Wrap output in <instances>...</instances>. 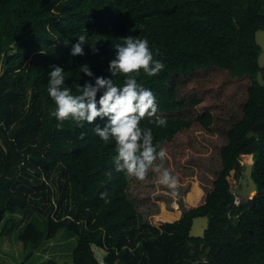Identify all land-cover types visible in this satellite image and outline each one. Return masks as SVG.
Listing matches in <instances>:
<instances>
[{"label": "trees", "instance_id": "trees-1", "mask_svg": "<svg viewBox=\"0 0 264 264\" xmlns=\"http://www.w3.org/2000/svg\"><path fill=\"white\" fill-rule=\"evenodd\" d=\"M257 28L264 0H0V221L27 208L40 214L44 230L29 220L18 232L34 248L67 228L77 235L73 264H264V126L246 137L264 121ZM81 34L85 55L73 57ZM130 34L147 38L166 65L138 82L167 126L144 119L141 127L166 149L156 164L177 177L178 196L152 170L145 181L117 172L115 142L93 125L58 128L50 116L51 66L77 94L76 85L110 75L115 45ZM241 154L252 155L256 193L236 202L227 175L240 177ZM203 214L205 236L190 237L192 217Z\"/></svg>", "mask_w": 264, "mask_h": 264}, {"label": "clouds", "instance_id": "clouds-1", "mask_svg": "<svg viewBox=\"0 0 264 264\" xmlns=\"http://www.w3.org/2000/svg\"><path fill=\"white\" fill-rule=\"evenodd\" d=\"M85 44L88 45V37L81 34L72 45L70 55L84 56ZM89 47L94 54L99 51L95 44ZM114 49L115 57L108 62L107 68L110 75L96 76L94 83L86 81L83 86L76 85L77 94H73L72 87L66 86L64 69L59 65L51 66L47 92L55 110L50 112V116L56 118L58 128L68 120L79 127L85 123L93 125V131L101 141L115 142L112 159L117 172L145 181L149 170H152L159 174V183L169 188L173 196H178L177 177L162 164H156L157 160L167 158L166 149L153 143L152 128L141 127L144 119H149L158 128L167 126L166 117L158 115L155 94L138 82L141 72L149 78L155 77L164 71L166 65L154 58L147 38L130 34ZM81 69L85 76H93L88 64L81 65ZM116 76L123 77L121 84L112 79ZM97 120L104 121L103 126ZM106 196V192L100 194L101 199H106Z\"/></svg>", "mask_w": 264, "mask_h": 264}, {"label": "rangeland", "instance_id": "rangeland-1", "mask_svg": "<svg viewBox=\"0 0 264 264\" xmlns=\"http://www.w3.org/2000/svg\"><path fill=\"white\" fill-rule=\"evenodd\" d=\"M250 156L239 157V164L243 167L245 160L251 161ZM239 178L235 177V170L230 172V183L235 185ZM240 198L236 196L235 201ZM35 222L42 230L45 228V218L33 212L32 209L6 213L0 221V264H40L47 259H55L59 264H73L71 250L77 238L76 234L62 227L55 236L44 239L34 248L31 242L19 238V229L27 221Z\"/></svg>", "mask_w": 264, "mask_h": 264}, {"label": "water", "instance_id": "water-1", "mask_svg": "<svg viewBox=\"0 0 264 264\" xmlns=\"http://www.w3.org/2000/svg\"><path fill=\"white\" fill-rule=\"evenodd\" d=\"M254 40L256 44L259 46L260 51L257 56V63L259 66V69L256 73L257 81L260 85L264 84V77L262 73V68L264 67V28H257L254 31ZM264 126V121H260L253 125L252 129H250L246 133V137H251L252 135H256V130L260 129ZM242 155H248L252 156L251 154H241ZM253 159L251 158V161L246 160L243 165L242 173L238 179V183L233 185L230 183V173L227 175V179L229 181V187L228 190L232 193H234L236 196H238L243 201H248L250 198L253 197V195L256 193V183L252 177V171H253ZM231 171H234L233 169ZM230 171V172H231ZM208 228V216L203 215H195L192 217L191 224L188 229V235L190 237H200L203 238L205 236V231ZM203 247V243H200V248ZM210 249V246H207L205 248V252L207 253Z\"/></svg>", "mask_w": 264, "mask_h": 264}, {"label": "flooded vegetation", "instance_id": "flooded-vegetation-1", "mask_svg": "<svg viewBox=\"0 0 264 264\" xmlns=\"http://www.w3.org/2000/svg\"><path fill=\"white\" fill-rule=\"evenodd\" d=\"M252 157V156H251ZM242 170H243V167H242ZM242 170H241V173H242ZM241 175V174H240ZM237 183H238V180H237Z\"/></svg>", "mask_w": 264, "mask_h": 264}, {"label": "bare ground", "instance_id": "bare-ground-1", "mask_svg": "<svg viewBox=\"0 0 264 264\" xmlns=\"http://www.w3.org/2000/svg\"><path fill=\"white\" fill-rule=\"evenodd\" d=\"M246 160H247V159H246ZM246 160H245V161H246Z\"/></svg>", "mask_w": 264, "mask_h": 264}]
</instances>
